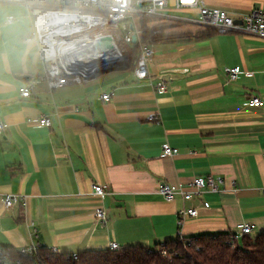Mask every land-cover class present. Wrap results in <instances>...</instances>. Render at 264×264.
Wrapping results in <instances>:
<instances>
[{"label":"crops","instance_id":"0c3cea01","mask_svg":"<svg viewBox=\"0 0 264 264\" xmlns=\"http://www.w3.org/2000/svg\"><path fill=\"white\" fill-rule=\"evenodd\" d=\"M177 1L155 20L171 38L153 43L150 78L138 79L136 62L126 60L82 84L50 89L39 46L26 41L34 35L26 6L0 0V121L8 124L0 133V248L77 253L116 242L160 249L178 238L184 206L198 209L183 223L185 237L229 235L240 223L264 232V103H248L253 96L264 102V39L220 33L199 22L197 7L177 8ZM203 1L236 18L264 9V0ZM8 15L18 20L8 24ZM234 66L240 74L231 81L226 69ZM161 79L164 92L151 84ZM29 83L31 96H21ZM41 116L50 127L38 126ZM165 143L178 153L164 156ZM208 174L223 179L221 191L189 201L157 191L161 182ZM96 183L108 186L102 200ZM5 194L24 200L6 208ZM100 204L105 223L95 216Z\"/></svg>","mask_w":264,"mask_h":264},{"label":"built area","instance_id":"2783aa9c","mask_svg":"<svg viewBox=\"0 0 264 264\" xmlns=\"http://www.w3.org/2000/svg\"><path fill=\"white\" fill-rule=\"evenodd\" d=\"M17 4H24L27 8V16L33 24V37L26 38V41L36 40L39 46V54L46 66L44 79L50 89L63 87L68 84H82L91 78L98 70L107 66L122 64L126 61V54L119 46L118 40L124 39L132 42V35L137 34L138 41L140 30L136 20L140 18H157L169 7V0H2ZM177 8L197 7L201 14L200 23L215 28L220 33L231 30H243L260 39H264V9H255L250 13L236 18L227 10L210 8L203 0H178ZM18 18L15 15H8L5 22L12 24ZM238 20L239 22H236ZM117 29L116 33L107 31L108 28ZM133 26V28H132ZM114 44V48L106 52L110 54L107 59L95 62V65L88 69H74L75 58L83 52L91 49H101L105 43ZM155 49L152 42L141 45L136 60L135 74L138 79L150 78L148 62ZM74 55V56H73ZM69 60V64L67 61ZM229 80H236L240 74L238 66L226 69ZM153 88L158 91H166L167 82L164 79L153 83ZM32 85L22 86L20 94L23 97H30ZM111 93L101 94V98L109 101ZM250 105L261 106L263 101L258 96H253L248 102ZM147 118L157 121L160 116L150 113ZM38 126L50 127L52 124L49 116H41L37 120ZM8 127V124L0 121V133ZM164 156H174L178 148L172 147L169 143L163 145ZM223 179L212 174L197 176L187 184L179 183L172 185L166 182L158 184L157 191L168 201H174L180 196L184 201H189L195 196L204 192H219L223 185ZM93 192L101 200L108 194L106 184L96 183L93 185ZM3 204L10 208L24 198L18 194H5L2 196ZM209 206V202H204ZM198 215L196 207L184 206L177 212V225L179 226L178 237H183L182 226L187 217ZM96 219L106 222V212L102 204L97 206L95 211ZM255 229L254 224L240 223L236 229L229 234L227 243L233 244L244 235L251 234ZM39 246L21 248L20 255L35 254ZM109 249L117 250L119 245L116 242L110 244ZM165 254V244L160 248ZM56 252L55 250H52ZM0 264H21L20 259L8 257L0 248Z\"/></svg>","mask_w":264,"mask_h":264},{"label":"trees","instance_id":"16d2710c","mask_svg":"<svg viewBox=\"0 0 264 264\" xmlns=\"http://www.w3.org/2000/svg\"><path fill=\"white\" fill-rule=\"evenodd\" d=\"M151 21L150 18L139 19L140 41L133 43L137 51L143 44L171 38L161 31V26L151 24ZM126 60L129 61L128 56ZM228 238L229 235L223 233L178 237L165 243V254L161 249L141 245L77 253L53 252L39 245L35 254L25 257L12 247L4 246L2 250L12 259H20L21 264H264V232L246 234L233 244L227 243Z\"/></svg>","mask_w":264,"mask_h":264},{"label":"bare ground","instance_id":"6f19581e","mask_svg":"<svg viewBox=\"0 0 264 264\" xmlns=\"http://www.w3.org/2000/svg\"><path fill=\"white\" fill-rule=\"evenodd\" d=\"M114 44L112 41L110 43H105L101 49L95 48L91 49L89 51L80 53L76 58H75V65H70L69 60L67 61V64L70 66H76L74 69L78 70H83V69H88L91 68L92 66L95 65V62L103 61L110 56V54H107L108 50L113 49ZM74 56V55H73Z\"/></svg>","mask_w":264,"mask_h":264},{"label":"rangeland","instance_id":"374dc122","mask_svg":"<svg viewBox=\"0 0 264 264\" xmlns=\"http://www.w3.org/2000/svg\"><path fill=\"white\" fill-rule=\"evenodd\" d=\"M150 19H152V21H151L152 23L150 22L151 24H156L155 22L158 20V18H150ZM136 23L138 24L139 20H136ZM158 25L161 26L160 24H158ZM107 31H111L113 33H116L117 29L114 28V26H111V28H108ZM158 31H160V30H158ZM118 42H119V46L121 47V49L129 57V61H128L129 64L135 63L139 52L137 51V49L134 48L133 43H128L124 39H120V40H118ZM131 71H132L131 69L126 70V72H128V73ZM257 234H258V232L255 233V231L253 230L250 235H257ZM157 247H159V246H157Z\"/></svg>","mask_w":264,"mask_h":264},{"label":"water","instance_id":"95a60500","mask_svg":"<svg viewBox=\"0 0 264 264\" xmlns=\"http://www.w3.org/2000/svg\"><path fill=\"white\" fill-rule=\"evenodd\" d=\"M236 22H239V21L236 20ZM132 28H133V26H132ZM137 41H138L137 34L134 33V34L132 35V42H133V43H136ZM111 66H112V65H111ZM108 67H109V66H107V67H105V68H102V69L98 70V71H97L94 75H92L91 77L97 75L100 71H102V70H104V69H107Z\"/></svg>","mask_w":264,"mask_h":264}]
</instances>
